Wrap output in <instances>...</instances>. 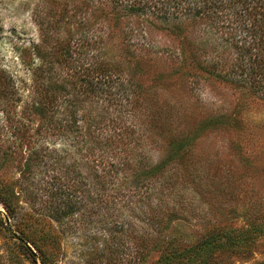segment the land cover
<instances>
[{
	"label": "trees",
	"instance_id": "16d2710c",
	"mask_svg": "<svg viewBox=\"0 0 264 264\" xmlns=\"http://www.w3.org/2000/svg\"><path fill=\"white\" fill-rule=\"evenodd\" d=\"M82 3L81 7L104 11L116 31L127 20L122 28L126 29L125 40L138 46H149V37L156 28L168 30L183 42L189 39L187 34H192L189 42H204L210 48L204 53L212 56L189 58L183 52L185 69L191 66L193 72L264 93V0H83ZM81 24H87V19L81 18ZM24 50L30 55L26 67L34 81L33 96L16 121L15 109L20 107L22 90L13 75L6 69L0 70V203L5 207V212L0 211V220L7 223L15 220L23 227L26 234L19 240L31 246L43 264L57 263L60 238L51 232L38 235L34 225L41 219L24 212L21 200L33 207L37 202L43 205L42 201L50 200L46 204L51 208L54 198H60L52 211L57 220L78 218L81 211L76 215L77 206L91 200L90 213L101 215L104 220L109 218L106 225H112L107 230L113 243L111 248L116 253L136 251L129 259L126 256L120 261L112 260L113 264H145L157 249L162 252L159 264H202L206 263L208 253L214 257L230 250L231 254L249 251L264 238V226L252 224L232 236L230 229L220 222L192 247L181 248L172 241L165 243L169 224L186 212V198L175 190L178 181L184 186L189 181L193 184V179L200 180L192 165L191 172L187 167L189 130L181 132L180 140V134L167 135L168 152L173 155L183 150L176 156L182 162L179 165H186L178 181H172L168 175L172 169L168 170L166 162L155 167L135 153V147H131L133 136L128 133L135 131L134 125L127 124L121 130L116 123L111 126V106L130 104L129 110L133 112L134 103H140L143 96L141 93L136 96L131 87L128 90L124 79L138 69L137 62H129L127 58L125 63L106 59L99 50L87 56L80 52L78 43L72 46V42H41ZM139 64L142 65V60ZM66 70L71 74L63 76ZM95 94L109 106L86 108L88 99H95ZM142 102L146 110L143 116L146 115L150 125L159 123L160 134L164 133L169 124L167 113L153 109L146 99ZM34 120H38L37 126ZM120 151L125 157L119 156ZM19 158L22 160L18 166L19 180L15 184L4 182L2 169ZM69 159L75 160L68 164ZM81 168L86 169V175L77 185ZM91 188L95 189L92 198ZM83 215L84 212L79 218ZM93 222L98 223L89 221ZM26 250L33 254L28 247Z\"/></svg>",
	"mask_w": 264,
	"mask_h": 264
},
{
	"label": "rangeland",
	"instance_id": "374dc122",
	"mask_svg": "<svg viewBox=\"0 0 264 264\" xmlns=\"http://www.w3.org/2000/svg\"><path fill=\"white\" fill-rule=\"evenodd\" d=\"M82 2L0 0V70L6 69L17 79L23 93L20 107L15 109V121L33 96L34 81L26 67L30 55L25 48L40 45L41 42H72V46L78 43L80 52L87 56L99 50L106 59L122 60L123 63L126 58L129 62L135 61L138 69L124 76L125 84L128 90L131 87L136 96L137 93L143 96L139 99L140 103H134L133 112L129 110L130 104L111 106V126L116 123L121 130L127 124L134 125L135 131L128 133L133 136L131 147H135V153L155 167L166 162L168 170L172 169L168 174L172 181H178L186 165H179L182 162L176 156L183 150L175 151L173 155L171 151L168 152L166 138L180 134V140L183 138L181 132L188 129L191 139L186 149L189 152L187 167L190 171L192 165V170L200 177V180L193 179V184L189 181L184 186L178 181L175 190L186 198V212L169 224L165 243L172 241L181 248L192 247L205 239L212 227L220 222L230 229L232 236L237 235L240 229L250 228L252 224L264 226V93L256 92L250 86L193 72L191 66L185 69L181 59L183 52L189 58L212 56L204 53L210 51L204 42H189L192 34H187L189 39L183 42L168 30L164 29L163 32L156 28L149 37V46H138L125 40L126 29L122 28L127 20L116 31L103 14L104 11L92 6L81 7ZM66 11L69 13L64 14ZM81 18H86L87 24H81ZM141 60L142 65L139 64ZM62 74L68 76L71 72L66 70ZM94 97L88 99L90 102L86 103V108L109 106L98 100L96 94ZM143 99L153 109H163L167 113L170 125L164 127V133L160 134L159 123L150 125L146 115L143 116L146 113ZM34 125H38V120H34ZM118 154L126 155L122 151ZM20 158L2 169L4 182L15 184L19 180ZM74 160L69 159L67 163ZM183 164H186V160ZM80 171L77 185L86 175L85 168ZM172 175L175 177L172 178ZM91 182L87 184L88 187ZM161 183L163 181L157 186ZM94 190H91V198ZM60 200L54 198L51 208L46 204H50V200L42 201L43 205L37 202L34 207L21 200L24 212L41 219L34 225L38 235L51 232L60 238L56 264H113L114 259L120 261L126 256L128 259L135 256V249L116 253L111 248L113 243L107 230L112 225H106L109 218L104 220L101 215L90 213L91 200L86 199L81 207L77 206L76 215L79 211V216L84 212L81 218L71 216L57 220L52 211ZM0 211L5 212L1 203ZM94 220L98 223H89ZM25 234L17 221L7 223L0 220V264H43L37 252L19 240ZM236 252L231 254V250L225 251L214 257L208 253L206 263L202 264H264V238L258 240L249 251ZM161 255L162 252L157 249L147 257L145 264H159Z\"/></svg>",
	"mask_w": 264,
	"mask_h": 264
}]
</instances>
